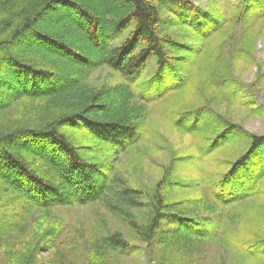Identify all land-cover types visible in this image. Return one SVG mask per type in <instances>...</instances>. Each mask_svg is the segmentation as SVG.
Returning a JSON list of instances; mask_svg holds the SVG:
<instances>
[{
  "label": "trees",
  "instance_id": "16d2710c",
  "mask_svg": "<svg viewBox=\"0 0 264 264\" xmlns=\"http://www.w3.org/2000/svg\"><path fill=\"white\" fill-rule=\"evenodd\" d=\"M193 1L0 0L2 223L22 227L35 210L45 214L97 200L113 209L119 206L113 201L137 208L144 204L139 200H148L147 225L127 216L138 239L148 246L165 228L167 245L196 246L217 236L225 207L264 200V135L249 134L209 109V102L221 101L264 116L251 92H242L228 72L239 60H253L264 27V0H225L227 6L206 7ZM228 42L235 44L229 60L223 52ZM100 67L111 70L117 84L84 91ZM257 77L264 83L261 68ZM24 100L37 103L35 117H8ZM149 104H158L169 130L196 141L185 153L175 151L177 170L166 169L152 192L129 188L112 169L149 134ZM242 142L245 149L201 186L206 185L204 192L169 202L170 193L190 187L187 170L178 166ZM104 240L115 250L128 247L117 232ZM239 247L249 257L264 256V239L255 237ZM22 250L16 260L32 264L35 246Z\"/></svg>",
  "mask_w": 264,
  "mask_h": 264
},
{
  "label": "rangeland",
  "instance_id": "374dc122",
  "mask_svg": "<svg viewBox=\"0 0 264 264\" xmlns=\"http://www.w3.org/2000/svg\"><path fill=\"white\" fill-rule=\"evenodd\" d=\"M193 2L195 6L200 7H206L210 3L228 5H225V0H194ZM70 12L67 11L68 14ZM164 14H168L167 11ZM164 17L167 19L169 15ZM63 21V19L58 20L59 24ZM260 30L261 36L256 42L253 60L249 63L239 60L233 68H229L228 72H232L236 82L243 86L242 92H251L249 94L253 97L252 103L255 107L264 108V83L257 77L260 68L264 71V27ZM235 31L233 37L238 38L239 28ZM229 37L232 41L233 37ZM229 43L223 48L227 60L234 54L235 44H232L234 40ZM91 53L93 54L92 51ZM117 82L118 77L111 70L100 67L90 74L84 91L114 85ZM44 85L42 83V86ZM209 103V109L221 114L227 121L239 124L245 132L264 135V116L253 115L248 110L236 106L230 108L221 101ZM36 106L37 103L28 100L16 102L11 108L12 111H8V117L19 115L35 117ZM148 107L149 114L145 124L149 134L131 149L132 152L116 159L112 169L115 176L122 179L121 183L129 188L152 192L166 169L177 170L178 158L175 154L185 153L189 149L187 146L196 141L190 136L179 135L169 130V125H164L166 124L163 122L164 118L162 119L159 114L158 104H149ZM156 120L159 122L153 123ZM76 142H79V138ZM245 144L242 142L238 145H229L227 149L195 162V165L191 162L185 166L183 164V167L178 166L183 169V173L187 170L186 182L190 183V187L188 190L170 193L169 202L186 201L193 195L204 192L206 185L203 188L201 186L212 181L225 170V161L238 156L245 149ZM178 149L180 150L175 152ZM191 166L197 167L202 174L195 173ZM199 176L202 177L200 180H198ZM104 201L97 200L85 206L54 207L45 214L35 210L27 217L26 225L22 227H18L13 221H10L12 223L10 225L0 221V263L20 264L15 258L19 255L18 251L23 252L25 250L22 249L34 245L38 254L32 264H264L263 255L249 257V254L239 247L255 237L264 239V200L262 199L225 207L224 219L217 236L207 238L203 245L180 244L181 247H173L164 242L165 237L161 231H166L165 228H161L162 230L147 246L128 226L127 216L139 225L149 223L151 213H149L148 200H139L144 204L137 208L123 207L113 201V205H119L114 209L108 208ZM113 232L121 234V238L128 245L126 249L115 250L105 242L104 239ZM43 248L45 250L41 251Z\"/></svg>",
  "mask_w": 264,
  "mask_h": 264
}]
</instances>
